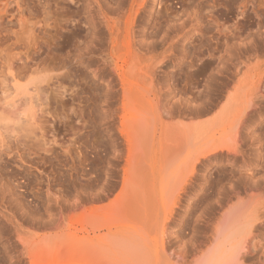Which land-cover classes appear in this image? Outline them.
<instances>
[{"label": "rangeland", "instance_id": "374dc122", "mask_svg": "<svg viewBox=\"0 0 264 264\" xmlns=\"http://www.w3.org/2000/svg\"><path fill=\"white\" fill-rule=\"evenodd\" d=\"M11 100L0 264H264V0H0Z\"/></svg>", "mask_w": 264, "mask_h": 264}, {"label": "bare ground", "instance_id": "6f19581e", "mask_svg": "<svg viewBox=\"0 0 264 264\" xmlns=\"http://www.w3.org/2000/svg\"><path fill=\"white\" fill-rule=\"evenodd\" d=\"M153 1V3H154V1L155 0H152ZM152 4V3H151ZM6 88H7V86H6ZM12 89V91L13 92H17V93H20V94H22L24 97L25 96H27V95H29V91H28V89L27 88H23V89H21L19 86H14L13 88H11ZM11 89L9 90H4V92H3V94L4 95H2V96H5L7 99H8V97L11 95L10 94V91H11ZM4 97V98H5ZM16 97V96H15ZM14 99H16V98H14ZM21 100V99H20ZM23 100V99H22ZM3 101H5V99L3 100ZM7 101V100H6ZM12 101V103L10 102H3L4 103V105L5 106H1L0 105V112L3 114V112L6 114L7 113V110H8V108H11L13 105L15 106V104L17 105V101L16 102H14L13 100H11ZM25 103V102H24ZM26 103H27V101H26ZM20 104V103H19ZM25 105V104H24ZM19 106V105H18ZM21 106V105H20ZM25 106H27L26 108H27V110L30 112V114H29V119H31L32 120V122L34 123V120H35V112L36 111H33V107H32V103L31 102H29L28 101V103H27V105H25ZM25 108V109H26ZM14 109V108H13ZM20 109V108H19ZM18 110V109H17ZM23 110V109H22ZM19 111V110H18ZM21 111V110H20ZM19 111V112H20ZM9 114V113H8ZM10 114H11V112H10ZM14 114H16V113H14ZM7 115V114H6ZM22 115V114H21ZM24 115V114H23ZM27 115V114H26ZM25 116V115H24ZM4 120V119H3ZM6 120V119H5ZM8 120V119H7ZM27 120V119H26ZM8 121H10V119L8 120ZM2 122H4V121H2ZM6 122V121H5ZM13 122V121H12ZM18 122V121H17ZM29 122H31V121H29ZM8 123V122H7ZM30 124V123H29ZM33 125V124H32ZM35 127V126H34ZM30 128H31V126H30ZM240 128V127H239ZM187 131H189L188 129H187ZM190 136V135H189ZM193 136V135H192ZM198 138H200V137H198ZM197 139V138H196ZM195 140V139H194ZM221 150V149H220ZM212 152V151H211ZM210 152V153H211ZM209 154V151H206L204 154H202V156L204 155L205 156V154ZM198 155V154H197ZM200 156V155H199ZM198 156V157H199ZM195 162V161H194ZM196 162H197V160H196ZM199 162V161H198ZM238 202V201H237ZM240 203H241V201H239ZM239 203V204H240ZM237 204V203H236ZM237 206V205H236ZM241 206V205H240ZM242 208V207H241ZM231 209V210H230ZM233 209H234V207H233ZM233 209L232 208H229V210H230V212H232L233 211ZM238 209H239V205H238ZM229 210H227L226 212H225V214H224V217H226L224 220H223V222H222V224L218 227V228H215V233H216V236H215V241H214V243L212 244V246L207 250V256L204 258V255H203V260H202V262H201V264H238L239 262H240V255L241 254H243V253H241V252H243V251H246L247 250V247L246 246H244L245 244L243 243V244H241L240 243V241H237L236 240V236L239 234V233H241V232H243L244 231V229L242 228V224H243V222L241 221V217H243L241 214H242V212H241V214H239L240 216H235L236 214H234V216H232V218L230 217V215L228 214L229 212ZM236 213V212H235ZM228 214V216H225V215H227ZM238 215V214H237ZM223 217V216H222ZM223 217V218H224ZM222 221V220H221ZM254 222H256V220H254V221H252V223H250L251 225H249V226H252L253 225V223ZM219 225V224H218ZM163 229V228H162ZM164 232V231H163ZM162 235H164V233L162 234ZM214 237V236H213ZM162 238H164V236L162 237ZM163 240V239H162ZM119 241V240H118ZM125 242V241H124ZM123 242V243H124ZM162 242L163 241H161V244H162ZM115 243L116 242H114L113 244L115 245ZM118 243V244H117ZM116 243V245H117V247L116 248H119L118 247V245L120 246V244L122 245V247H123V245L124 244H126V243H121V242H117ZM120 243V244H119ZM129 244L127 243V247L124 245V251H126L127 249L126 248H128L129 246H128ZM132 246V245H131ZM244 246V247H243ZM121 247V248H122ZM102 248V247H101ZM112 248V247H111ZM107 249V248H106ZM101 250V249H100ZM103 252H105V250L103 251ZM106 252H108V251H106ZM113 252H114V250H113ZM115 252H117L118 253V251H117V249H116V251ZM205 253V254H206ZM110 254V253H109ZM125 254V253H124ZM112 255V253L110 254V256ZM116 256H117V254H115ZM53 257L51 258H49V260L50 259H52V261H51V263H56V264H58V263H60V262H58V261H60V260H58L59 258H58V256H56V255H52ZM114 256V255H113ZM239 256V257H238ZM58 259H57V258ZM109 257V256H108ZM237 257L239 258V262L237 261ZM242 257V256H241ZM124 260V259H123ZM62 261V260H61ZM134 263H136V262H134ZM140 263V262H139ZM50 264V263H49Z\"/></svg>", "mask_w": 264, "mask_h": 264}]
</instances>
